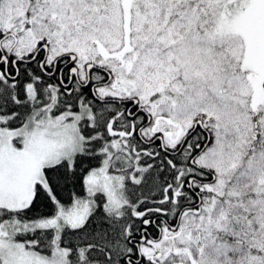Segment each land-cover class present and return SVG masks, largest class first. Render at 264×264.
<instances>
[{
  "label": "rangeland",
  "instance_id": "rangeland-1",
  "mask_svg": "<svg viewBox=\"0 0 264 264\" xmlns=\"http://www.w3.org/2000/svg\"><path fill=\"white\" fill-rule=\"evenodd\" d=\"M0 27L4 45L19 56L44 37L49 59L71 52L82 73L91 62L110 69L100 94L138 98L152 117L145 135L159 132L173 147L195 123L211 133L197 162L214 172L205 184L212 193L175 228L140 245L148 260L264 264V45L258 42L264 0H0ZM27 92L35 98L33 83ZM33 112L21 125L0 114L2 207L27 206L36 183L48 185L45 166L71 162L84 150L79 125L89 111L41 106ZM110 155L87 174L85 196L70 206L59 204L47 218L0 224L2 264H71L59 232L83 224L98 193L107 210L123 212L125 175L109 169ZM48 226L56 228L50 254L16 238Z\"/></svg>",
  "mask_w": 264,
  "mask_h": 264
},
{
  "label": "trees",
  "instance_id": "trees-1",
  "mask_svg": "<svg viewBox=\"0 0 264 264\" xmlns=\"http://www.w3.org/2000/svg\"><path fill=\"white\" fill-rule=\"evenodd\" d=\"M3 34L0 30V37ZM260 43L264 44V41ZM12 56L7 55L10 61ZM1 59L3 53L0 50ZM39 63L37 60L21 65L18 72L14 67L6 70L4 61L0 65V114L13 115L11 124L21 125L36 107H45L48 103L46 89L55 83L53 79L59 78V69H56L58 73L47 77ZM109 74L110 71L106 79ZM29 83L35 88L34 99H30L27 92ZM84 90L90 93L89 86ZM57 99L55 111L81 109L79 101L85 100L84 108L91 116L84 114L79 125L86 136L84 150L76 153L71 162L63 159L45 166L44 177L48 185L38 181L31 202L23 208L0 206V224L47 218L57 212L59 204L70 205L76 197L86 194L87 174L111 153L109 169L125 175L123 187L127 201L123 213L117 215L107 210L104 194L98 193L96 205L83 224L61 228L59 243L68 248L71 264H128L134 262L133 258L139 253L135 244L142 237L143 229L147 239H158L165 229L179 222L183 213L201 206L203 198L212 193L205 184L213 179L214 172L197 162L198 156L212 142L206 127L193 124L180 142L169 147L163 143L159 132L151 136L143 134L152 119L146 110L129 117L136 107L133 99L89 98L72 89ZM138 117L142 122L136 121ZM146 221H149L148 225ZM238 229L239 225H234L232 232L238 234ZM55 232L56 228L52 226L34 227L19 232L16 238L30 241L27 245L37 252L49 254ZM130 250L134 257L127 259ZM141 261L142 264H154L143 256Z\"/></svg>",
  "mask_w": 264,
  "mask_h": 264
},
{
  "label": "flooded vegetation",
  "instance_id": "flooded-vegetation-1",
  "mask_svg": "<svg viewBox=\"0 0 264 264\" xmlns=\"http://www.w3.org/2000/svg\"><path fill=\"white\" fill-rule=\"evenodd\" d=\"M0 30L4 32L3 27H0ZM6 39L5 35L3 34L0 37V50L3 53V56L5 58L0 60V65L3 64L4 61V67L6 70L11 69V67H14L16 69V72H18L19 68L22 66H26V64L29 65L31 62L35 61H40V66L43 68L44 74L47 75V77L52 76L56 72V69H59L58 79H53L55 83L51 84V95L52 98H60L62 97V93L65 92L70 93L71 89L73 91L80 92L81 95H85V97L93 98V97H98L97 89L101 85H104L106 82V77H107V72L106 69L100 65V63H93L95 64V67L92 69L88 70V66H86L83 69V73L81 72L80 67L77 65V62H72L70 60V57L68 56L69 53H63L62 55H59L53 59H48V48H49V43L44 37H39L36 39L33 48L28 51L27 53H23L22 55H17L14 53L10 48H7V46L4 45V40ZM13 43L17 41L16 37H13ZM7 55L12 56L11 61L7 57ZM1 71V69H0ZM58 82L61 83V86L58 85ZM89 86V91L90 93H87L84 88ZM64 90H62V89ZM49 95H50V90H49ZM85 101L84 99H82ZM135 104V103H134ZM135 110L130 113L129 117L132 118L134 116H137L138 111L141 110V105L136 104L135 105ZM128 113L131 111L130 108L127 109ZM143 111V110H142ZM133 120V119H131ZM142 120L138 117L136 120L138 121ZM139 122V124H141ZM145 128L143 129V131ZM142 131V132H143ZM145 135V133H143ZM143 232L145 229L142 230ZM131 243V241H129ZM135 249H138L137 244H135ZM134 252L132 250L129 251V255H127V259H132L134 256H132ZM134 262L130 261L128 264H138L137 261L140 260L141 264V259L142 256L140 253H138L137 257L133 258Z\"/></svg>",
  "mask_w": 264,
  "mask_h": 264
},
{
  "label": "water",
  "instance_id": "water-1",
  "mask_svg": "<svg viewBox=\"0 0 264 264\" xmlns=\"http://www.w3.org/2000/svg\"><path fill=\"white\" fill-rule=\"evenodd\" d=\"M71 58H72V60H74L75 59V56L74 55H71Z\"/></svg>",
  "mask_w": 264,
  "mask_h": 264
}]
</instances>
